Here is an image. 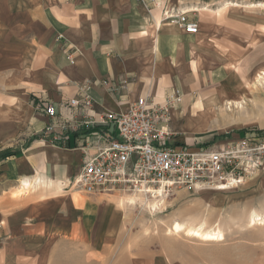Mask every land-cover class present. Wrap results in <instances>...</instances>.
Returning <instances> with one entry per match:
<instances>
[{
  "label": "crops",
  "instance_id": "crops-1",
  "mask_svg": "<svg viewBox=\"0 0 264 264\" xmlns=\"http://www.w3.org/2000/svg\"><path fill=\"white\" fill-rule=\"evenodd\" d=\"M161 1L190 10L198 32L159 22V10L148 11L137 0H0V154L9 152L0 159V264H56L57 255L76 256L79 264H105L108 255L101 246L111 239L110 231L102 230L107 217L88 216V203L72 200L73 193L81 192H51L57 178L78 171L86 130L63 128L74 123L77 112L59 107L51 117L37 109L39 100L59 106L85 93L94 113L125 110L145 95L161 100L174 90L181 93L180 103L182 97L187 101L198 87L200 57H213L221 45L214 42L216 30L208 29L207 12L231 3L264 6V0ZM47 125L56 134L67 133L53 139L43 133ZM173 132L175 144H184ZM48 141L62 144V150ZM38 183L47 188L15 193ZM91 218L94 232L88 235ZM134 256L126 251L120 262L110 264H173L161 252Z\"/></svg>",
  "mask_w": 264,
  "mask_h": 264
},
{
  "label": "rangeland",
  "instance_id": "rangeland-1",
  "mask_svg": "<svg viewBox=\"0 0 264 264\" xmlns=\"http://www.w3.org/2000/svg\"><path fill=\"white\" fill-rule=\"evenodd\" d=\"M215 9L204 18L208 29L216 30L214 42L224 47H215L213 57H200L198 87L187 101L182 97L177 109L173 108L172 127L184 144H201L216 137L208 145L213 147L225 133L264 132L263 3H231ZM66 133L63 129L57 135ZM48 142L62 150V144ZM2 169L0 165V173ZM74 171L57 178L51 192L68 190L67 181ZM46 188L38 183L19 187L15 193ZM159 190L161 195L157 190L149 196L137 190L73 193L74 202L88 203V216H112L110 223L107 219L102 223L103 232L111 234V239L101 241L108 254L103 256L105 264L120 262L126 251L139 259L146 250L163 253L173 264H264V224L249 223L253 215H264V172L221 190L209 185ZM176 223L183 229L174 231ZM94 226L91 218L88 235ZM189 229L218 230L223 238L203 240L188 234ZM86 246L92 249V241ZM55 259L56 264H79L76 256L57 255Z\"/></svg>",
  "mask_w": 264,
  "mask_h": 264
},
{
  "label": "built area",
  "instance_id": "built-area-1",
  "mask_svg": "<svg viewBox=\"0 0 264 264\" xmlns=\"http://www.w3.org/2000/svg\"><path fill=\"white\" fill-rule=\"evenodd\" d=\"M137 1L148 11L158 9L159 22L173 23L189 34L199 30L190 10L161 0ZM67 58L73 62V51ZM82 88L85 90V85ZM180 101V91L174 90L161 100L145 95L125 110L94 113L91 97L81 93L59 106L42 99L36 107L51 117L57 116L59 107L77 112L74 123L61 126L86 130L78 171L67 181V187L81 193L137 190L149 196L159 189L165 192L206 185L230 188L264 172V134L227 136L213 147L176 145L171 114ZM43 133L58 138L52 125H47Z\"/></svg>",
  "mask_w": 264,
  "mask_h": 264
},
{
  "label": "bare ground",
  "instance_id": "bare-ground-1",
  "mask_svg": "<svg viewBox=\"0 0 264 264\" xmlns=\"http://www.w3.org/2000/svg\"><path fill=\"white\" fill-rule=\"evenodd\" d=\"M261 78V77H260ZM26 185V184H25ZM215 188H217V189H223V187L222 186H220V187H216L215 186ZM158 192L160 193V195H161V191L160 190H158ZM157 192V193H158ZM249 223L251 224V225H254L255 223H257V224H264V215H262V216H258V215H253L251 218H250V221H249ZM183 229V226L181 225V224H179V223H176L175 225H174V231H180V230H182ZM187 233L188 234H190V235H193V236H195V237H199V238H201V239H203V240H221L222 238H223V235L221 234V232L220 231H201V230H199V229H196V230H194V229H189V230H187Z\"/></svg>",
  "mask_w": 264,
  "mask_h": 264
},
{
  "label": "trees",
  "instance_id": "trees-1",
  "mask_svg": "<svg viewBox=\"0 0 264 264\" xmlns=\"http://www.w3.org/2000/svg\"><path fill=\"white\" fill-rule=\"evenodd\" d=\"M243 130V129H242ZM216 137H213V139H215ZM213 139H212V141H213ZM212 141H206V142H204L203 144L204 145H208V144H210ZM8 154H9V152L8 151H5V152H2L1 154H0V159L1 158H4L5 156H8Z\"/></svg>",
  "mask_w": 264,
  "mask_h": 264
}]
</instances>
